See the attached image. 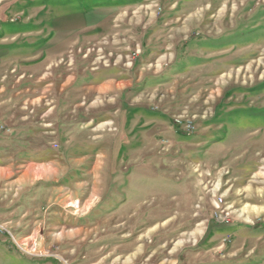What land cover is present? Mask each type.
<instances>
[{
  "label": "rangeland",
  "instance_id": "1",
  "mask_svg": "<svg viewBox=\"0 0 264 264\" xmlns=\"http://www.w3.org/2000/svg\"><path fill=\"white\" fill-rule=\"evenodd\" d=\"M0 264H264V0H0Z\"/></svg>",
  "mask_w": 264,
  "mask_h": 264
}]
</instances>
